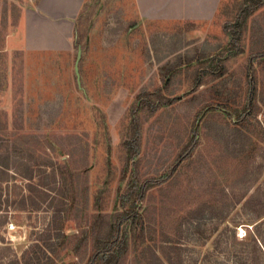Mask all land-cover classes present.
<instances>
[{
    "label": "rangeland",
    "instance_id": "1",
    "mask_svg": "<svg viewBox=\"0 0 264 264\" xmlns=\"http://www.w3.org/2000/svg\"><path fill=\"white\" fill-rule=\"evenodd\" d=\"M167 2L142 17L135 0H86L72 30L57 11L44 14L40 0H0V128L42 136L58 163L28 166L32 181L20 167L0 184V214H8L0 264H86L82 229L91 215L121 213L137 170L148 180L146 232L126 224L125 264H156V256L174 264H251L258 256L264 264V215L251 218V196L264 204V62L251 60L264 50V0H222L207 17ZM251 75L260 105L252 118ZM142 92L166 105L152 113L138 103ZM133 105L142 107L136 116ZM135 117L134 167L127 144ZM195 136L193 156L157 185ZM38 153L43 163L48 156ZM63 185L72 198L61 195ZM34 187L48 194L44 205L32 195L39 210L30 209Z\"/></svg>",
    "mask_w": 264,
    "mask_h": 264
},
{
    "label": "trees",
    "instance_id": "2",
    "mask_svg": "<svg viewBox=\"0 0 264 264\" xmlns=\"http://www.w3.org/2000/svg\"><path fill=\"white\" fill-rule=\"evenodd\" d=\"M250 6V1L248 2ZM257 5L250 8V12L254 11ZM251 60L264 62V50L259 51L251 55ZM251 75V94L248 99L247 108L245 113L251 110V118L258 116L260 111V105L258 103V94H257V80L252 78ZM151 93L142 92L137 96L138 103L142 102L144 108H149L152 113H155L160 107L166 105L161 101L159 105H156L151 99ZM138 105V109L133 105L131 109V115L136 116L138 111L141 109ZM1 125V124H0ZM7 124H4V129L0 128V184H7L10 182L11 176L13 173L19 174L20 167L25 168L21 171V175L24 179L32 181L34 179L33 175H29L28 166L32 164L33 169L46 166L47 168H53L56 164L54 159L50 156L51 152H55V148L52 144L47 146L44 145L42 141V136L37 134H24L18 130L9 132L7 129ZM141 125L139 124L137 118L132 122V137L130 138L127 148L129 153V158L127 164L137 159L141 151ZM6 130V131H5ZM3 137V138H1ZM197 136L192 138L179 153L176 162L170 167L167 175L161 177L158 180L157 185H162L168 182L176 173L179 166L184 162L189 160L198 147V141L196 140ZM1 142H5L6 145H3ZM4 146V147H3ZM45 151L48 157L46 160L42 161V154L39 155L38 152ZM52 154V153H51ZM39 161V162H37ZM137 160H135L134 167L137 166ZM251 161H252V150H251ZM7 162V163H6ZM35 162H37L35 164ZM25 171V172H24ZM13 172V173H12ZM128 177V168L125 167L123 170V178ZM60 178V177H59ZM57 182V181H56ZM148 180L141 181L138 170L134 173V176L131 177L130 184L126 193L121 195L119 202L121 203V213L117 214V217L108 219L104 214L97 213L91 215L89 221L86 225V229H82L80 238V249L85 248L86 252L84 253L85 259H88L86 264H125L126 260L129 257V242L124 238H121L123 232H127L126 224L131 223L132 230L136 231L138 234L144 235L146 232L145 219L143 213H141V203L144 202L147 193H148ZM59 184V183H58ZM61 195L64 197H71V192H68L66 186L60 188ZM38 193L37 187L30 189L31 195V204L30 209H33L35 206L38 210L41 209L39 202L35 199L32 200V195L34 194L37 198L42 200V204H45L43 197L48 194L45 191H42V194ZM60 194V193H59ZM35 196V197H36ZM37 204H36V203ZM48 203V202H46ZM62 203V201H58ZM1 211V210H0ZM264 215V204L257 203L251 196V218L262 217ZM0 226H3L7 223L8 214H0ZM80 227V226H79ZM137 234V235H138ZM89 250L92 253L89 255ZM255 253L252 252V255L257 253L259 250L258 243H254ZM83 254L80 253L78 256L81 257ZM88 254V255H87ZM254 256V259H251V264H259L260 261ZM178 259V258H177ZM171 258H168L167 262H164L163 259L159 256H156V264H174ZM261 264V263H260Z\"/></svg>",
    "mask_w": 264,
    "mask_h": 264
},
{
    "label": "crops",
    "instance_id": "3",
    "mask_svg": "<svg viewBox=\"0 0 264 264\" xmlns=\"http://www.w3.org/2000/svg\"><path fill=\"white\" fill-rule=\"evenodd\" d=\"M164 1V0H162ZM86 0H40V9L46 15H52L54 11H57L56 17L62 18L61 25L74 30L76 28V18L80 15L81 10L84 8ZM222 0H168L164 7L169 4L171 10L186 11L190 12L192 15L197 16H213L216 12L218 5ZM159 0H135V5H137V10H141V16L151 17L152 15H146L152 10L158 11L157 7ZM50 6H53L51 8ZM160 8H163L161 5ZM144 10L146 13L142 14ZM199 12V13H197ZM174 16H180L174 13ZM188 15V14H187ZM154 16V15H153ZM159 16V15H158ZM157 16V17H158Z\"/></svg>",
    "mask_w": 264,
    "mask_h": 264
},
{
    "label": "water",
    "instance_id": "4",
    "mask_svg": "<svg viewBox=\"0 0 264 264\" xmlns=\"http://www.w3.org/2000/svg\"><path fill=\"white\" fill-rule=\"evenodd\" d=\"M81 57H82V50L79 49L77 60H76V64H75V71H76L77 80H78L79 83H80V80H81L80 72H79V64H80Z\"/></svg>",
    "mask_w": 264,
    "mask_h": 264
},
{
    "label": "built area",
    "instance_id": "5",
    "mask_svg": "<svg viewBox=\"0 0 264 264\" xmlns=\"http://www.w3.org/2000/svg\"><path fill=\"white\" fill-rule=\"evenodd\" d=\"M13 228V226H11Z\"/></svg>",
    "mask_w": 264,
    "mask_h": 264
}]
</instances>
